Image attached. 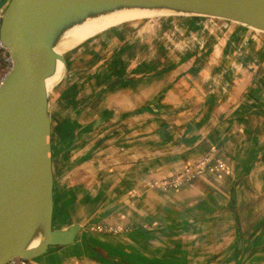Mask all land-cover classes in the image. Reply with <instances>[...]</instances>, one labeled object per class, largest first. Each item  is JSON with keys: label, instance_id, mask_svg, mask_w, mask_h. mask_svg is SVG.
Masks as SVG:
<instances>
[{"label": "crops", "instance_id": "crops-1", "mask_svg": "<svg viewBox=\"0 0 264 264\" xmlns=\"http://www.w3.org/2000/svg\"><path fill=\"white\" fill-rule=\"evenodd\" d=\"M126 44L108 55L101 45L81 67L72 59L49 95L53 226L77 224L81 233L77 245L51 248L35 264H264V71L239 72L225 102L220 91L208 97L190 85L197 65L188 62L198 54L169 63L143 55L148 43L133 44L138 54ZM229 64L200 69L199 81L222 84ZM242 93L249 101H237ZM211 147L226 172L176 192L149 187ZM101 224L128 231L95 233Z\"/></svg>", "mask_w": 264, "mask_h": 264}, {"label": "water", "instance_id": "water-1", "mask_svg": "<svg viewBox=\"0 0 264 264\" xmlns=\"http://www.w3.org/2000/svg\"><path fill=\"white\" fill-rule=\"evenodd\" d=\"M122 10L154 12L170 22L231 34L264 47V0H9L0 31L12 60L0 85V264L15 258L35 264L51 248L80 242L79 225L59 230L53 226L46 82L58 62L67 70L63 55L55 52L66 31ZM254 241L255 237L251 244ZM250 255L252 250L246 251L241 262Z\"/></svg>", "mask_w": 264, "mask_h": 264}, {"label": "rangeland", "instance_id": "rangeland-1", "mask_svg": "<svg viewBox=\"0 0 264 264\" xmlns=\"http://www.w3.org/2000/svg\"><path fill=\"white\" fill-rule=\"evenodd\" d=\"M7 2L8 0H0V7H3L4 11ZM154 14L156 13L150 15V13L140 12L113 20L97 34L85 39L72 48L71 51L65 53L63 55L65 63L68 64L72 59H75L77 67L87 65L89 60L98 58L102 46L106 48L105 55H108V53L115 54L118 50L122 51L120 48L125 46L126 42V47L131 45L128 52L131 51L134 54H138V51L133 44L137 45L139 49H144L146 43H148L149 46L143 52V55L154 53L164 56L167 61L191 52L194 55L198 54L199 57L197 56L195 60L188 62L189 65H197L196 68L188 69L191 72L189 73L190 85L195 86L194 84L197 83L200 90L208 97H210L208 94L220 91L219 98L225 102L233 96V90L234 92L237 91L235 81L239 77V72L247 73L248 70H256V73H260L264 71V57H262L264 50L257 51L254 47H251L253 44L240 42V38L236 37L238 39L236 40L231 34L200 29L191 25H182L178 21L170 22L158 18ZM106 42L108 44L104 45ZM198 47H201V49ZM55 49L59 50V47H55ZM229 61L231 76L224 79L222 84L219 83L217 77L199 81L202 76L199 72L200 69H213L215 66H219V69H221ZM167 63H165L166 65L163 64L167 66ZM169 63L171 62L169 61ZM208 63L212 64L206 67ZM161 69L164 68L161 67ZM219 85L221 86L219 87ZM52 91L49 94L51 96ZM239 98L237 99L238 102L249 101L248 93L240 94Z\"/></svg>", "mask_w": 264, "mask_h": 264}, {"label": "built area", "instance_id": "built-area-1", "mask_svg": "<svg viewBox=\"0 0 264 264\" xmlns=\"http://www.w3.org/2000/svg\"><path fill=\"white\" fill-rule=\"evenodd\" d=\"M9 2V0H8ZM7 2V3H8ZM6 3V5H7ZM4 8L0 7V31L2 26ZM12 66V60L9 50L5 47L0 39V85L4 76L9 72ZM1 72L3 73L1 75ZM227 171L226 165L218 158V150L216 147H211L198 161L192 164H187L179 173L165 177L162 179L153 180L149 183L151 189H158L162 192H176L184 186L193 183L194 181L207 176L211 173L221 174ZM128 229H123L111 225H97L95 232L106 235H118L126 233ZM6 264H33L30 261L23 259H11Z\"/></svg>", "mask_w": 264, "mask_h": 264}, {"label": "bare ground", "instance_id": "bare-ground-1", "mask_svg": "<svg viewBox=\"0 0 264 264\" xmlns=\"http://www.w3.org/2000/svg\"><path fill=\"white\" fill-rule=\"evenodd\" d=\"M154 13L148 11H141V10H122L116 11L114 13L104 15L98 17L93 20H88L86 23L71 28L70 30L66 31L57 45L55 47H59V50L55 49V52L59 55H64L65 53L71 51L72 48L80 44L85 39L97 34L101 31L108 23L112 22L115 19L126 17L135 13ZM149 16V15H148ZM156 16V15H154ZM154 22V21H153ZM118 24V23H117ZM144 30V29H143ZM65 75V67L63 63L58 62L56 65L55 73L51 78H49L46 82L47 90L50 92L59 84L60 80L64 78ZM37 242H34L32 246H35Z\"/></svg>", "mask_w": 264, "mask_h": 264}, {"label": "trees", "instance_id": "trees-1", "mask_svg": "<svg viewBox=\"0 0 264 264\" xmlns=\"http://www.w3.org/2000/svg\"><path fill=\"white\" fill-rule=\"evenodd\" d=\"M3 73L1 72V75H2Z\"/></svg>", "mask_w": 264, "mask_h": 264}]
</instances>
